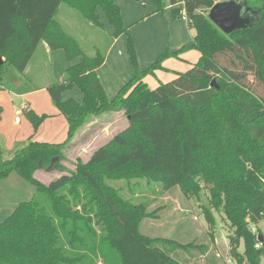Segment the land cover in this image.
I'll return each mask as SVG.
<instances>
[{"label": "trees", "instance_id": "trees-1", "mask_svg": "<svg viewBox=\"0 0 264 264\" xmlns=\"http://www.w3.org/2000/svg\"><path fill=\"white\" fill-rule=\"evenodd\" d=\"M152 1L158 10L164 6L163 0ZM222 1L226 0H183L180 7L169 0L172 15L181 18L184 10L189 28L195 31L192 44L178 52L166 51L141 71L114 0H0V83L5 65L24 71L41 42L51 50H62L68 61L81 58L65 71L62 83L46 89L67 122L66 139L62 143L29 140L10 154L0 144V181L16 174L35 187L32 198L0 223V264H74L68 246L87 240L92 229L70 207L95 203L113 213L104 177L122 171L130 175L128 167L153 176L164 188L179 187L187 197L207 190L206 220L213 224L211 209L227 220L236 264H264V237L260 235L263 241H258L259 234L251 230L264 219V96L248 81L252 76L264 91V10L258 24L225 35L207 17V11ZM247 2L253 9L264 7V0ZM61 4L98 27L101 10L114 28V39L127 35L135 76L113 99L106 96L96 74L104 55L86 56L55 22ZM190 51L199 58L187 71L174 73L155 88L144 82L164 70L163 62ZM73 88L82 94L80 103L61 99L65 90ZM116 113L127 118L129 127L97 148L86 164L78 163L75 171L48 186L34 178L38 170L48 167L63 171L58 164L65 160L74 133L92 117ZM1 115L0 106V119ZM26 117L34 132L48 118L32 111ZM65 193L74 196L73 202ZM139 216L133 219L117 212L111 216L117 229L108 244L120 264H188L157 246L164 242L140 234Z\"/></svg>", "mask_w": 264, "mask_h": 264}, {"label": "rangeland", "instance_id": "rangeland-1", "mask_svg": "<svg viewBox=\"0 0 264 264\" xmlns=\"http://www.w3.org/2000/svg\"><path fill=\"white\" fill-rule=\"evenodd\" d=\"M98 11L101 16L102 12ZM102 19L104 25L98 27L64 4L60 5L54 17L60 28L79 43L81 50L88 57L96 53L105 55L107 47L113 41V37L109 35L113 27L104 16ZM42 45L36 48L24 71L20 72L11 65L4 66L0 86L10 98L13 97L11 93H26L33 88L48 87L56 82L57 66L53 67V57ZM118 46V50L125 53V50ZM194 54L196 55L195 52L191 53L190 58ZM248 81L254 85L260 96H264V91L252 76H248ZM149 86L152 87V84L149 83ZM74 91L81 94L79 90ZM39 100L40 112L48 114L50 109H56L51 100L49 101L48 94H43ZM2 105L9 115V112H12L11 104L6 99L2 101ZM13 105L16 106L15 103ZM20 114L19 111L17 115ZM128 127L127 118L122 113L92 117L74 133L65 160L58 164L64 170H39L42 176L38 175V179L48 186L61 175L75 171L78 163L86 164L97 148L108 144L115 135ZM133 169L135 168L128 167L130 175L125 176L122 171L118 176L104 177L103 188L112 198L113 213L117 212L118 215L123 214L133 219L140 215V234L164 242L157 246L182 263L188 261V264H236L230 250L229 237L232 230L227 220L212 209L210 215L213 224L206 220L204 209L210 208L207 190L203 189L198 196L187 197L179 187L164 188L153 176L138 174ZM79 194L80 197L83 196L82 190ZM65 195L73 202L74 196L66 193ZM70 208L78 212L81 218L87 219L92 229L87 240L68 246L74 264H120L118 254L108 244L110 234L117 229L114 219L111 218L113 213L95 203L89 207ZM126 210L127 213L120 212ZM251 230L264 237V219L255 227L252 226ZM167 241L170 243H166ZM237 251L240 254L243 252L242 244Z\"/></svg>", "mask_w": 264, "mask_h": 264}, {"label": "crops", "instance_id": "crops-1", "mask_svg": "<svg viewBox=\"0 0 264 264\" xmlns=\"http://www.w3.org/2000/svg\"><path fill=\"white\" fill-rule=\"evenodd\" d=\"M163 1L164 6L161 10H158L157 5L152 0H114L120 9L124 28L131 37L138 68L141 71L147 70L166 51L178 52L192 44L195 33L194 30L189 28L186 18H183L182 15L181 18H175L172 15L173 7L170 5L169 0ZM97 14L101 23L100 27H102L104 25L102 19L104 14L101 13L102 15L99 16V11H97ZM104 18L108 22L105 16ZM113 34L114 28L109 35L113 37ZM127 43L128 37L126 34L113 38L106 49L103 64L96 70L97 77L109 99H113L119 90L135 76V68L127 52ZM40 44H43V48L49 50L50 55L53 57V67L54 65L57 66L58 72L55 74V83H62L65 71L70 66L79 63L81 58L68 61L62 50L52 52L45 42ZM118 45L123 51L125 50V53L118 50ZM191 53L194 52L184 53L177 60H166L161 65L164 70L155 71L151 76L152 78L148 76L144 79V82L148 85L149 83L152 84V87L155 88L159 83L171 80L174 73L187 71L199 58L197 52H195L196 55L194 54L190 58ZM46 89L47 87L33 88V90L26 93H11L13 97L10 98L1 88L0 144L5 154L12 153L29 140L43 143H62L66 139L68 126L65 118L56 109H50L48 114L38 110L41 108L40 96L48 94ZM74 89L76 88L67 90L69 92H63L61 99L63 101L73 99L80 103L82 95L78 91L75 92ZM6 99L11 104L10 109L12 112H9V115L5 111L4 105H2V101ZM48 99L50 101L49 95ZM14 103L16 106L13 105ZM19 111L21 114L18 116ZM30 111L38 116H48L35 132L26 117V114ZM38 175H41L39 170L34 174V178L42 183L38 179ZM34 192L35 187L16 174H11L0 181V223L8 218L19 204L28 202Z\"/></svg>", "mask_w": 264, "mask_h": 264}, {"label": "water", "instance_id": "water-1", "mask_svg": "<svg viewBox=\"0 0 264 264\" xmlns=\"http://www.w3.org/2000/svg\"><path fill=\"white\" fill-rule=\"evenodd\" d=\"M262 10L264 7L253 9L248 5L247 0H226L213 5L208 10L207 17L223 34L230 35L235 31L246 30L258 24ZM213 84L214 81L211 86ZM56 160V158L53 159L52 163ZM258 241H263L260 235Z\"/></svg>", "mask_w": 264, "mask_h": 264}, {"label": "built area", "instance_id": "built-area-1", "mask_svg": "<svg viewBox=\"0 0 264 264\" xmlns=\"http://www.w3.org/2000/svg\"><path fill=\"white\" fill-rule=\"evenodd\" d=\"M175 1H176V4L174 6L182 7L184 5L183 0H175ZM181 15L183 16V18H186L184 10H182Z\"/></svg>", "mask_w": 264, "mask_h": 264}]
</instances>
